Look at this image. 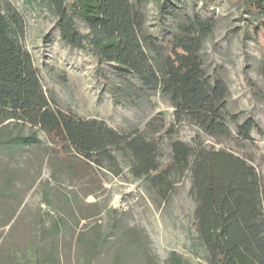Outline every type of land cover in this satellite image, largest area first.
I'll use <instances>...</instances> for the list:
<instances>
[{
	"label": "rangeland",
	"instance_id": "obj_1",
	"mask_svg": "<svg viewBox=\"0 0 264 264\" xmlns=\"http://www.w3.org/2000/svg\"><path fill=\"white\" fill-rule=\"evenodd\" d=\"M7 1L24 20L22 45L58 107L103 121L116 132H147L158 145L161 164L170 160V141L179 139L190 146L225 147L252 163L264 179V44L253 37L256 19L240 2L172 0L177 12L161 17L170 30L179 13L197 12L215 22L200 51L205 69L225 80L229 111L250 114L258 124L250 141L233 137L218 142L191 121L177 122L173 107L159 94H127L125 83L139 87L137 79L103 62L101 72L119 90L120 101L115 100L97 73L94 53L67 45L57 16L46 5ZM143 9L148 30L155 32L157 1L147 0ZM74 18L79 32L89 33L88 24ZM37 137V144L14 150L0 145V249L12 264H166L172 251L186 264H208L196 241L187 169L171 175L165 197L149 179L134 176L121 151L114 152L113 165L104 161L98 166L74 151L60 158L44 131L38 130ZM92 241L97 249L90 256L86 248Z\"/></svg>",
	"mask_w": 264,
	"mask_h": 264
},
{
	"label": "trees",
	"instance_id": "obj_2",
	"mask_svg": "<svg viewBox=\"0 0 264 264\" xmlns=\"http://www.w3.org/2000/svg\"><path fill=\"white\" fill-rule=\"evenodd\" d=\"M24 1L46 5L57 16L58 32L67 45L91 49L97 73L115 100L119 90L101 72L103 62L114 63L121 74L137 79L139 87L125 83L127 94L165 98L177 122L191 121L218 142L252 139L251 129L258 127L255 118L229 111V87L220 75L206 71L200 55L203 41L214 30L212 17L179 13V21L170 30L161 17L177 9L172 0H156V26L151 32L143 9L147 0ZM232 1L240 2L256 19L252 34L264 44V0ZM75 16L88 24L89 33L79 32ZM23 34L20 12L10 1L0 0V145L14 150L37 144L41 130L60 158L74 151L87 164L103 166L107 161L113 165L114 152L121 151L134 176L149 179L165 197L171 175L187 169L195 202L196 241L205 250L207 263L264 264V179L252 163L225 147L190 146L176 139L169 143L170 160L161 164L158 145L147 132H116L103 121L64 111L45 92L31 53L22 45ZM162 127L163 123L153 129ZM96 249L97 242L92 241L86 253L91 256ZM12 261L0 249V264ZM166 264L186 262L172 251Z\"/></svg>",
	"mask_w": 264,
	"mask_h": 264
}]
</instances>
